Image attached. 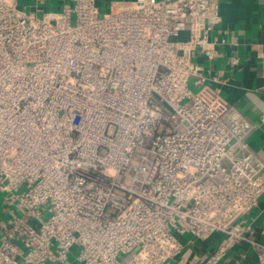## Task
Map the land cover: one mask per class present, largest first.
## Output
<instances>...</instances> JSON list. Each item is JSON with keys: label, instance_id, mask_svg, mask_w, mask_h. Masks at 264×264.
Instances as JSON below:
<instances>
[{"label": "built area", "instance_id": "built-area-1", "mask_svg": "<svg viewBox=\"0 0 264 264\" xmlns=\"http://www.w3.org/2000/svg\"><path fill=\"white\" fill-rule=\"evenodd\" d=\"M33 2L0 0V264H264L255 124L198 61L221 1Z\"/></svg>", "mask_w": 264, "mask_h": 264}, {"label": "crops", "instance_id": "crops-1", "mask_svg": "<svg viewBox=\"0 0 264 264\" xmlns=\"http://www.w3.org/2000/svg\"><path fill=\"white\" fill-rule=\"evenodd\" d=\"M221 22L214 35L223 37L220 55L210 63L199 57L198 61L211 74L228 78L227 95L242 114L255 124L248 137L254 151L264 161V70L261 51L264 50V0H220ZM59 5V1H54ZM231 56L238 58L234 67L229 66ZM8 217L7 208L0 201V234ZM247 221L258 232L264 228V199L247 216ZM264 241V233L258 234ZM216 236L206 241H194L190 249L202 254L210 251ZM245 252L246 256H242ZM219 264H257L253 253L245 245L230 250Z\"/></svg>", "mask_w": 264, "mask_h": 264}, {"label": "rangeland", "instance_id": "rangeland-1", "mask_svg": "<svg viewBox=\"0 0 264 264\" xmlns=\"http://www.w3.org/2000/svg\"><path fill=\"white\" fill-rule=\"evenodd\" d=\"M29 3H34L33 2V0H31V1H28V0H21V5H25V4H27V5H29ZM191 85V84H190Z\"/></svg>", "mask_w": 264, "mask_h": 264}]
</instances>
